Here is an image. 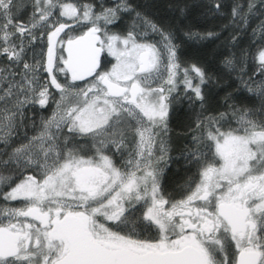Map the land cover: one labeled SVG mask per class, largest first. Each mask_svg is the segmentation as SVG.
<instances>
[{
	"label": "snow or ice",
	"instance_id": "6c2138e0",
	"mask_svg": "<svg viewBox=\"0 0 264 264\" xmlns=\"http://www.w3.org/2000/svg\"><path fill=\"white\" fill-rule=\"evenodd\" d=\"M0 264H264V0H0Z\"/></svg>",
	"mask_w": 264,
	"mask_h": 264
}]
</instances>
